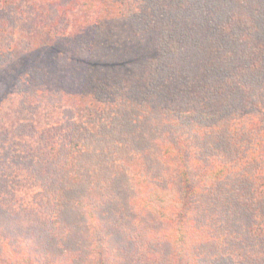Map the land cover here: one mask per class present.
I'll return each mask as SVG.
<instances>
[{"label":"trees","instance_id":"16d2710c","mask_svg":"<svg viewBox=\"0 0 264 264\" xmlns=\"http://www.w3.org/2000/svg\"><path fill=\"white\" fill-rule=\"evenodd\" d=\"M88 8L0 0V264H264V0Z\"/></svg>","mask_w":264,"mask_h":264},{"label":"rangeland","instance_id":"374dc122","mask_svg":"<svg viewBox=\"0 0 264 264\" xmlns=\"http://www.w3.org/2000/svg\"><path fill=\"white\" fill-rule=\"evenodd\" d=\"M87 2H88V7H89L88 9L90 11V14H92L91 16H96V17L100 18L99 20L101 22H102V20L105 21V17H115L114 22L111 25V27H113V25H115L119 31L123 32V34H125V35H128L127 30L123 28L124 27L123 23H121L120 21L118 22L116 20V18L118 16V14L116 12L118 0H87ZM110 31H111L110 34L112 35L115 32V29H111ZM125 35H123V36H125ZM128 37H130L129 38L130 40L132 39L131 36L128 35ZM116 44L126 45L125 48L128 49V45L123 43V41H121V39H119V38H117ZM119 45H116V46L118 47ZM119 47H121V46H119ZM12 104H13V102H12Z\"/></svg>","mask_w":264,"mask_h":264}]
</instances>
